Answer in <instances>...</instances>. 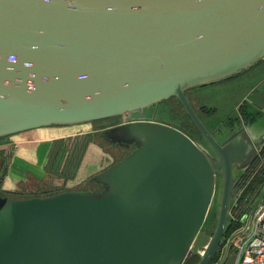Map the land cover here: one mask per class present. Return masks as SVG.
<instances>
[{
  "label": "water",
  "instance_id": "1",
  "mask_svg": "<svg viewBox=\"0 0 264 264\" xmlns=\"http://www.w3.org/2000/svg\"><path fill=\"white\" fill-rule=\"evenodd\" d=\"M264 55V0H0V127L90 118L173 96L216 160L185 135L135 121L137 148L112 167L107 194L0 195V264H180L213 181L222 234L230 160L184 89ZM219 167V171L214 168ZM230 253L223 264H232Z\"/></svg>",
  "mask_w": 264,
  "mask_h": 264
},
{
  "label": "crops",
  "instance_id": "2",
  "mask_svg": "<svg viewBox=\"0 0 264 264\" xmlns=\"http://www.w3.org/2000/svg\"><path fill=\"white\" fill-rule=\"evenodd\" d=\"M256 63L260 66L258 57L228 73L184 89L198 116L200 111L208 117H204L208 122L206 125L199 116L216 141L226 146L230 159L240 156L244 142L235 132L222 128L221 121L209 117L213 108L200 101L195 89L203 84L215 85L218 82L222 84L230 82L234 74L252 71L257 67ZM185 90H189L190 93L187 94ZM172 99H174L173 96H168L141 107L90 118L68 117L12 129L0 127V195L21 199L62 191L90 194L113 192L117 188L115 182L118 178L113 175L112 167L131 154L145 139L137 141L128 139L132 135L142 134L138 128L124 126L135 121L156 123V131L160 129V126L175 129L206 155L204 146L196 141L192 134L186 114L182 108L171 101ZM194 103L197 107L193 106ZM149 104H156V112L159 110L161 115L159 116L157 112L156 117L152 115L125 116L130 111H142ZM109 119H111L109 123L104 124ZM187 127L190 128V133L187 132ZM78 132L83 134L86 132L87 135L84 140L82 137L79 155L70 175L63 177L56 172L57 152L65 141L63 137H69ZM117 132L122 135H115ZM253 148L255 150V146Z\"/></svg>",
  "mask_w": 264,
  "mask_h": 264
},
{
  "label": "rangeland",
  "instance_id": "3",
  "mask_svg": "<svg viewBox=\"0 0 264 264\" xmlns=\"http://www.w3.org/2000/svg\"><path fill=\"white\" fill-rule=\"evenodd\" d=\"M261 55L260 57H262ZM258 57V58H260ZM257 65V63H256ZM190 90V89H189ZM189 90H185L187 94L190 93ZM195 91L198 92L200 101L207 106H211L213 109L209 117H213L215 120L221 121L220 126L222 128L228 129L229 131L235 132L238 138L243 140V151L240 153V156L231 159L230 164V177H231V187L229 200L235 196L237 187L235 185L237 179L239 178L242 171L250 163L253 158L256 149L261 147L264 139V61L260 62V66L257 65L256 68H253L252 71H247L243 73H236L233 75L230 82H218L215 85H200ZM172 102L175 103V100L172 99ZM238 104H241L238 116ZM193 106L197 107V104L194 103ZM158 112V113H157ZM156 112V104H149L147 108L142 111L134 110L127 112L125 116H154L156 113L160 116L161 113L159 110ZM199 112L200 118L202 121L208 125L207 120L204 117L202 112ZM208 118V117H207ZM114 119V118H113ZM105 120V119H104ZM111 119L104 122L108 124ZM116 120V119H114ZM121 133H116L115 135H120ZM87 133H81L83 140L86 138ZM122 135V134H121ZM194 138L199 143L202 144L205 142L199 134L194 132ZM255 146V150L254 147ZM215 189V197L217 196V187ZM211 211H207V214L204 219V223L210 218ZM203 223V225H204ZM205 230H199L197 234V240L191 249V253L197 252V257L199 259L200 253L203 250V246L206 243L207 239L211 235L213 223L211 226L205 224ZM218 249V248H217ZM188 251V250H187ZM189 254H185L184 258L180 264H185L184 259L188 257ZM197 259V260H198ZM195 260L192 264L197 262Z\"/></svg>",
  "mask_w": 264,
  "mask_h": 264
},
{
  "label": "built area",
  "instance_id": "4",
  "mask_svg": "<svg viewBox=\"0 0 264 264\" xmlns=\"http://www.w3.org/2000/svg\"><path fill=\"white\" fill-rule=\"evenodd\" d=\"M63 141L55 163L56 172L59 173L69 169L71 157L75 155V145L82 141L81 133L63 137ZM235 185L237 191L229 200L225 221V228L230 225L229 230L222 236L215 259L207 264H223L230 253L233 254L232 264H264V181L247 198L242 208L237 201L244 190V183L237 179Z\"/></svg>",
  "mask_w": 264,
  "mask_h": 264
},
{
  "label": "trees",
  "instance_id": "5",
  "mask_svg": "<svg viewBox=\"0 0 264 264\" xmlns=\"http://www.w3.org/2000/svg\"><path fill=\"white\" fill-rule=\"evenodd\" d=\"M174 100H175L176 105L181 108L178 101L175 98H174ZM185 116L188 119V121H190L189 118L187 117V115H185ZM189 124H190L191 130H192V134L194 135V132L198 133V131L195 129V127L193 126L191 121L189 122ZM191 130H190V128L188 129V127H187V132L190 133ZM199 136H200V134H199ZM81 143H82V141H80L79 143H77L75 145L76 146L75 155H74V157H71V164L72 165L70 164L69 169L63 171V173L57 172L58 174H60L63 177H67L68 175H70V172L73 169V167L75 166L76 160L78 158ZM238 180L240 182L244 183V190L239 195L238 201H237V203L242 208V206L246 202L247 198L264 181V142L261 145V147L259 148L258 152L253 156L250 163L242 171ZM229 227H230V225L226 226L223 234L228 232ZM217 252H218V249L215 250V252L211 258V261H213L215 259ZM197 259H198L197 254L192 253L191 255L186 257V259H184V262H185V264H192Z\"/></svg>",
  "mask_w": 264,
  "mask_h": 264
},
{
  "label": "flooded vegetation",
  "instance_id": "6",
  "mask_svg": "<svg viewBox=\"0 0 264 264\" xmlns=\"http://www.w3.org/2000/svg\"><path fill=\"white\" fill-rule=\"evenodd\" d=\"M258 59H259L260 62L264 61V55H263L262 57L258 58ZM240 107H241V104H238V109H237V111H238V116H240L239 114H240L241 112H245V111H241V112H239V111H240V110H239ZM202 145L204 146V149H205V152H206V155H207L208 159H209L210 161H212V160H216V158H215V156H214V153L212 152V150L210 149V147L206 144V142H204ZM220 145H221V146L224 148V150L226 151V153H227V155H228V157H229V160H231V159H230V156H229V154H228V152H227V150H226V146L223 145V144H220ZM230 163H231V161H230ZM219 170H220L219 167L214 168V171H219ZM221 182H222L221 176H220V175H216V176L214 177V181H213V189H212L211 198H210V201H209V204H208L207 210H206V214H207V211H209V210L211 211L210 218H208V220L206 221V223H207V226H211L212 223H213L212 231H213V228H214V225H215L216 216H217V211H218L219 196H220V190H221ZM217 183H219V186L217 187V189H218V190H217V196L215 197V194H216L215 189H216V185H217ZM229 194H230V190H229ZM228 207H229V196H228ZM206 214H205V216H206ZM205 216H204V219H205ZM204 219H203L202 223L200 224L198 230L196 231L195 236H194V238H193V240H192V243H191L190 247L188 248V251L186 252L187 255L189 254V252L191 253V249H190V248L193 247L195 241L197 240V234H198L199 230H202V231L205 230V226H206L205 224H206V223H204ZM203 223H204V225H203ZM224 230H225V224H224V228H223L222 234H221V236H220V240H219L220 242H221V239H222V236H223ZM212 231H211V233H212ZM219 245H220V244H218L217 248H219ZM195 253H197V252H195ZM191 254H192V253H191ZM185 256H186V255H185Z\"/></svg>",
  "mask_w": 264,
  "mask_h": 264
},
{
  "label": "bare ground",
  "instance_id": "7",
  "mask_svg": "<svg viewBox=\"0 0 264 264\" xmlns=\"http://www.w3.org/2000/svg\"><path fill=\"white\" fill-rule=\"evenodd\" d=\"M18 94L15 93H8V92H3L0 93V102H7V101H14L17 99Z\"/></svg>",
  "mask_w": 264,
  "mask_h": 264
}]
</instances>
